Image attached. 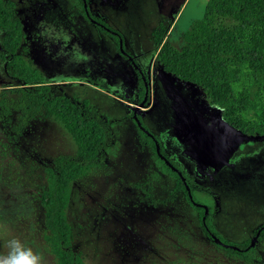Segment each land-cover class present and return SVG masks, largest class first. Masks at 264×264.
Instances as JSON below:
<instances>
[{
	"label": "rangeland",
	"instance_id": "1",
	"mask_svg": "<svg viewBox=\"0 0 264 264\" xmlns=\"http://www.w3.org/2000/svg\"><path fill=\"white\" fill-rule=\"evenodd\" d=\"M23 25L18 54L58 94L89 102L107 129L100 162L70 186L66 217L72 247L86 264H246L203 231L193 204L176 189L135 117L192 179L196 203L228 240H250L254 264H264V136L241 134L207 104L201 90L163 71L156 35L176 46L207 0H86L91 15L121 33L125 52L96 29L78 0H11ZM2 33L0 32V40ZM0 100L18 97L19 81L1 58ZM17 112L0 106V252L17 237L56 264L43 240L46 168L73 155L71 135L44 109L17 130ZM156 153V154H155ZM151 187V200L136 184ZM189 188V187H188Z\"/></svg>",
	"mask_w": 264,
	"mask_h": 264
},
{
	"label": "trees",
	"instance_id": "2",
	"mask_svg": "<svg viewBox=\"0 0 264 264\" xmlns=\"http://www.w3.org/2000/svg\"><path fill=\"white\" fill-rule=\"evenodd\" d=\"M78 1L85 11L84 0ZM86 7L88 18L96 19ZM96 21V27L116 42L122 38L120 33L105 30L101 26L105 25L103 21ZM0 32L1 58L9 75L22 85L17 89L18 97L10 102L0 100L2 113L17 112L16 127L21 130L44 109L47 116L64 127L76 145L75 154L58 155L45 171L46 186L39 201L44 211L46 249L56 264H86L72 247L66 210L71 184L91 172L107 148L106 125L95 118L88 101L55 93L44 75L18 54L23 25L11 0H0ZM155 37L156 62L163 71L198 87L207 104L217 108L222 120L234 130L248 136H264V0H207L204 15L192 21L181 34L180 46L163 41V35ZM139 84L141 93L145 94L147 87L142 78ZM137 130L156 152L154 137ZM159 152L164 155L162 148ZM160 160L163 170L175 178L176 189L182 190L189 201L186 186L191 189L192 179L173 160H168V165ZM135 186L152 201L149 184ZM194 208L209 238L225 245L228 255L254 264L250 240L239 243L228 240L214 227L211 212L204 213L202 205ZM263 236L264 227L257 234L258 238Z\"/></svg>",
	"mask_w": 264,
	"mask_h": 264
},
{
	"label": "clouds",
	"instance_id": "3",
	"mask_svg": "<svg viewBox=\"0 0 264 264\" xmlns=\"http://www.w3.org/2000/svg\"><path fill=\"white\" fill-rule=\"evenodd\" d=\"M4 249L0 252V264H45L44 256L20 238L6 239Z\"/></svg>",
	"mask_w": 264,
	"mask_h": 264
},
{
	"label": "flooded vegetation",
	"instance_id": "4",
	"mask_svg": "<svg viewBox=\"0 0 264 264\" xmlns=\"http://www.w3.org/2000/svg\"><path fill=\"white\" fill-rule=\"evenodd\" d=\"M86 6H88L87 5V1L86 0H84V13H85V16H86V18L88 19V20H90L93 24H94V26L96 27V24H98V22L96 21V19H89L88 18V12H87V7ZM88 9H89V7H88ZM22 23V22H21ZM105 25H101L105 30H108V31H110L111 33H119V32H117V31H115L114 29H111L106 23H104ZM96 29L97 30H99L97 27H96ZM100 31V30H99ZM100 32H102V31H100ZM102 33H104V32H102ZM105 34V33H104ZM121 34V33H120ZM106 35V34H105ZM106 36H108V35H106ZM122 36V35H121ZM108 37H111V36H108ZM111 38H113V37H111ZM114 39V38H113ZM115 40V39H114ZM116 41V40H115ZM120 41H121V43H122V48H123V52L120 50ZM117 44H118V46H119V50H120V54H121V57L122 58H124L125 60H127V62L129 63V64H131L132 66H133V68H134V70H135V72L140 76V78H142L143 80H144V78L142 77V72H141V70L137 67V65L135 64V61L133 60V58L131 57V55L129 54V53H127V52H125V49H124V45H123V39L121 38V39H119V41L117 42ZM138 71L140 72V74L138 73ZM144 82H145V80H144ZM145 85H146V83H145ZM146 87H147V85H146ZM147 90H148V88H147ZM139 116H137V118H138ZM139 119V118H138ZM139 121H140V119H139ZM141 123V122H140ZM142 125V124H141ZM138 127V126H137ZM142 127H143V125H142ZM139 128V127H138ZM144 128V130L143 129H141L142 131H144L146 134H148L149 136H152V135H150L149 134V132L146 130V128L145 127H143ZM140 129V128H139ZM148 132H146V131ZM153 137V136H152ZM156 141H155V139H154V143H155ZM156 148V147H155ZM157 155H158V153H157ZM162 155V154H161ZM159 156V155H158ZM162 156H164V155H162ZM160 157V156H159ZM160 159H162V160H164V162L168 165V160H170V159H164V158H161L160 157ZM183 172V171H182ZM187 187L188 186H186V191H187ZM189 192H190V194H191V197L189 196ZM189 192L187 191V197L189 198V202H191L192 204H193V206H198V205H200V204H198V203H196V201L192 198V196H193V194H192V191L190 190V188H189ZM204 208H206L205 206H204ZM208 212V211H207ZM206 212V213H207ZM204 213H205V211H204ZM262 228V227H261ZM260 230V229H259ZM258 230V231H259ZM257 234H258V232H257ZM213 240H217V239H213ZM218 241V240H217ZM219 242V241H218ZM219 244H220V242H219ZM250 244H251V242H250ZM223 247H226L225 245H223Z\"/></svg>",
	"mask_w": 264,
	"mask_h": 264
},
{
	"label": "water",
	"instance_id": "5",
	"mask_svg": "<svg viewBox=\"0 0 264 264\" xmlns=\"http://www.w3.org/2000/svg\"><path fill=\"white\" fill-rule=\"evenodd\" d=\"M120 50L123 52V48H122V43H121V41H120ZM135 120H136V122H137V126L140 128V129H143L144 130V128L142 127V125H141V123H140V121H139V119L137 118V117H135ZM146 131V130H145ZM147 132V131H146ZM148 133V132H147ZM155 147H156V149H157V153H158V155L161 157V158H163V156L161 155V153L159 152V147H158V144L155 142ZM187 191L189 192V188L187 187ZM189 196L191 197V194H190V192H189ZM207 212V209L205 208V213ZM252 246V245H251Z\"/></svg>",
	"mask_w": 264,
	"mask_h": 264
}]
</instances>
